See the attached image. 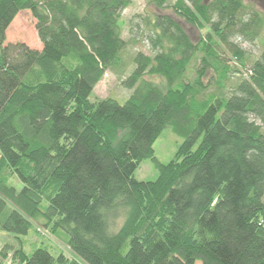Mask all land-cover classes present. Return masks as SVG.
<instances>
[{
	"label": "trees",
	"instance_id": "obj_1",
	"mask_svg": "<svg viewBox=\"0 0 264 264\" xmlns=\"http://www.w3.org/2000/svg\"><path fill=\"white\" fill-rule=\"evenodd\" d=\"M131 2L0 0V232L17 244L4 243L0 261L264 264V43L227 92L232 67L220 55L243 62L231 38L256 39L264 14L244 0H175L173 13L205 34L193 42L173 16L154 13L144 18L151 54H131L135 40L119 25ZM21 10L35 18L40 50L5 43ZM129 66L124 103L89 99L106 71ZM166 126L182 141L162 164L153 143ZM147 158L158 176L139 181ZM40 220L71 256L25 250Z\"/></svg>",
	"mask_w": 264,
	"mask_h": 264
},
{
	"label": "rangeland",
	"instance_id": "obj_2",
	"mask_svg": "<svg viewBox=\"0 0 264 264\" xmlns=\"http://www.w3.org/2000/svg\"><path fill=\"white\" fill-rule=\"evenodd\" d=\"M174 1L175 0H169L167 4L168 6L166 8L157 10L152 5L151 0H132L131 4L124 9L121 14L119 25L123 39L128 40L133 38L135 40L130 44L129 47V52L131 54L136 51H141L147 55L151 54L150 45L147 40L149 30L144 26V18L151 17L154 13H167L173 16L185 29L193 42H197L198 39L205 34L206 28L199 29L198 27L186 22L183 18H180L173 13L171 5ZM244 1L251 5L255 10L264 14V0ZM131 19H133L134 23L132 25L130 24ZM35 22V18L32 16L30 11L21 10L16 14L6 29L5 43H24L32 49L40 50L41 43L37 37ZM136 23H139V26H137ZM231 40L235 44H238L240 47H242L246 51V54L243 58V62H240L233 58L226 50L221 49V57L225 61H228L232 67L230 80L225 84V92H227L232 87L234 82L237 81L240 76L247 77L244 66L248 67L253 62V60L259 56L264 43V28L260 31L258 37L252 41H248L245 39V37L239 34L233 35ZM199 56L200 55H198V57ZM197 64V59L193 60L190 64L187 73L188 78L193 77L194 68ZM132 67L133 66H129V68L122 75H117L113 71H106L101 80L95 85L89 99L91 101H96L108 97L116 100L119 103H124L131 94L132 90L126 88L122 84V81L127 77ZM212 74L215 75L214 72H208L204 81H208ZM146 78L153 80L160 86H164L163 81L157 76H146ZM209 91L214 92L212 88L209 89ZM262 129L264 130V124H262ZM181 141L182 138L174 133L170 126H166L153 143L154 157L162 164L168 163L174 157V154ZM196 146L197 143L195 144L194 148ZM157 176L158 169L155 163L149 158L144 159L134 172V178L139 181H153L157 178ZM9 181L11 184H14L17 189L22 187L20 181L15 177H12L9 179ZM122 219L123 218L119 220L118 225L121 224ZM62 236L63 235L61 233L58 236L52 234L48 229L41 225L40 220V222H34L28 234L23 237V246L28 253H31L36 247L44 245L53 254L63 252L64 254L71 256V253L69 252ZM4 243H9L13 245V247L17 246L15 240L11 236L0 232V247H2ZM11 254L12 252L9 251L7 255L11 256ZM3 263L8 264V260H5ZM196 264L200 263L197 262Z\"/></svg>",
	"mask_w": 264,
	"mask_h": 264
},
{
	"label": "built area",
	"instance_id": "obj_3",
	"mask_svg": "<svg viewBox=\"0 0 264 264\" xmlns=\"http://www.w3.org/2000/svg\"><path fill=\"white\" fill-rule=\"evenodd\" d=\"M0 264H4L2 261H0Z\"/></svg>",
	"mask_w": 264,
	"mask_h": 264
}]
</instances>
